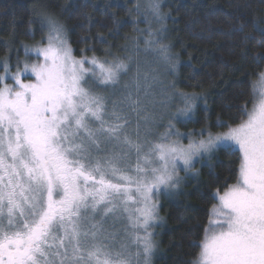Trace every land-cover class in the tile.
Masks as SVG:
<instances>
[{
    "label": "snow or ice",
    "instance_id": "1",
    "mask_svg": "<svg viewBox=\"0 0 264 264\" xmlns=\"http://www.w3.org/2000/svg\"><path fill=\"white\" fill-rule=\"evenodd\" d=\"M135 14L164 21L160 0L136 3ZM34 16L44 39L24 51L37 62L15 71L0 64V264H151L158 195L220 148L239 155L236 182L211 194L192 264H264V72L249 82L251 107L238 108L235 126L217 121L227 131L206 129L185 145L170 123L148 140L158 72L127 56L77 58L65 24L45 11ZM140 43L133 41V57ZM143 43L159 45L170 63L162 41ZM181 99L178 114L186 115L197 97ZM117 222L119 240L110 230Z\"/></svg>",
    "mask_w": 264,
    "mask_h": 264
},
{
    "label": "trees",
    "instance_id": "2",
    "mask_svg": "<svg viewBox=\"0 0 264 264\" xmlns=\"http://www.w3.org/2000/svg\"><path fill=\"white\" fill-rule=\"evenodd\" d=\"M136 3L147 6L149 0H0V64L7 61L15 71L36 59L24 48L44 39L34 23L37 11L65 24L77 58L124 59L122 50L131 52L137 38L142 49L144 40L160 36L177 67L174 87L197 97L183 129L200 138L206 129L227 131L217 127L218 120L235 126L238 108L251 107L249 82L264 72V64L255 63L264 56V0H160L163 24L144 22L135 14ZM238 167V153L219 149L177 196L162 201L152 264H192L215 204L211 194L235 183Z\"/></svg>",
    "mask_w": 264,
    "mask_h": 264
},
{
    "label": "rangeland",
    "instance_id": "3",
    "mask_svg": "<svg viewBox=\"0 0 264 264\" xmlns=\"http://www.w3.org/2000/svg\"><path fill=\"white\" fill-rule=\"evenodd\" d=\"M157 23V22H156ZM160 24V23H157ZM158 40L161 39L160 36H157ZM157 38L152 39V41L157 40ZM158 48L154 47L153 49H150L148 45H144L142 49H139V54L136 57L132 56V50L131 52L126 53V56L129 59H138L142 64L147 65L148 67L155 69L158 72V82L155 85V100H156V107H155V119H154V127L151 129L152 135L148 136V140H152L157 137L158 134H164L171 123L175 130H177L180 134L182 139V143L187 145L189 143L188 137H192L193 139H199L196 136L192 134V132L186 131L183 129V127L189 122L190 119L193 118L195 114V109H196V102L194 101V107L191 112L187 113L186 115H179L178 110L183 109L185 104L184 101L181 99V96L183 95H190L187 93H180L176 88L174 87V81L175 77L177 75V67H175L172 64V57L171 61L169 62H164L161 58L158 57ZM33 59L35 57L34 53L29 54ZM36 58V57H35ZM101 61H104L105 59H99ZM111 60V59H107ZM25 63H35L37 62L36 59L33 60V62H26ZM23 62V63H24ZM127 62V61H125ZM11 64H9L10 66ZM23 65V64H22ZM22 68V67H21ZM2 74V72H0ZM25 79H34V77H31L29 74H26ZM11 83V81H8ZM100 91L101 95L108 96L111 98V93L110 92H104L102 90ZM163 125V126H162ZM162 127V128H161ZM131 131V130H130ZM143 132L144 129H141L142 133V139H143ZM222 133V132H220ZM175 139V137H174ZM223 149V148H220ZM219 149L213 151L212 153L203 155L201 157H197L193 161V167L189 171H184L180 170L178 173V178L180 179L181 183L178 188L176 189H171L167 192L161 191L160 194L157 197L156 203L158 204V214L160 217V220L157 222L156 226L151 230L153 233V237L155 239L156 243V248L153 252L152 259H151V264L153 261V258L155 256V253L158 249V243L156 242V229L161 226V215H160V206L162 201H165L166 199H171L175 196L178 195V193L182 190L184 185L193 177L195 174L201 169L202 166L206 165L209 163V161L217 154ZM110 230L114 231L117 235V239L119 240L120 236L123 233V226L121 222H117L115 227L112 228L110 226Z\"/></svg>",
    "mask_w": 264,
    "mask_h": 264
},
{
    "label": "bare ground",
    "instance_id": "4",
    "mask_svg": "<svg viewBox=\"0 0 264 264\" xmlns=\"http://www.w3.org/2000/svg\"><path fill=\"white\" fill-rule=\"evenodd\" d=\"M152 31V30H151ZM137 38V37H136ZM139 38H141V37H139ZM145 39V38H144ZM137 40H138V38H137ZM145 41V40H144ZM144 44V43H143ZM163 126V125H162ZM162 128V127H161Z\"/></svg>",
    "mask_w": 264,
    "mask_h": 264
}]
</instances>
